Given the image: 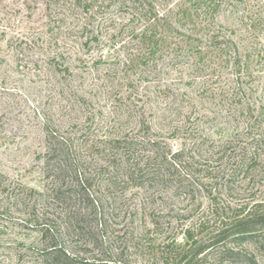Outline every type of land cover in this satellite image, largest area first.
Wrapping results in <instances>:
<instances>
[{"label":"rangeland","instance_id":"1","mask_svg":"<svg viewBox=\"0 0 264 264\" xmlns=\"http://www.w3.org/2000/svg\"><path fill=\"white\" fill-rule=\"evenodd\" d=\"M217 1L210 23L233 41L220 47L199 46L175 31L191 34L185 0H95L93 8L81 7L83 0L74 7L72 0H0V264H39L48 246L23 224H33L34 216L20 200L28 188H45L46 126L74 133L86 125L103 139L146 135L165 149H188L195 162L193 193L164 186L156 205L188 217L183 223L207 211V191L219 205L264 197V150L248 170L235 168L231 159L242 147L250 155V138L264 132V0ZM162 14L165 21L158 20ZM152 26L156 36L166 29V42L142 46L130 38ZM199 180H207L206 191L195 190ZM125 196L139 200L142 189L127 187ZM147 220L129 224L113 216L104 243L116 249L130 234L155 244L164 237L182 243L172 218H163L159 229ZM133 226L144 230L131 231ZM248 227L260 243L226 247L264 264V216ZM61 235L67 250L86 248V237Z\"/></svg>","mask_w":264,"mask_h":264},{"label":"trees","instance_id":"2","mask_svg":"<svg viewBox=\"0 0 264 264\" xmlns=\"http://www.w3.org/2000/svg\"><path fill=\"white\" fill-rule=\"evenodd\" d=\"M72 1L73 7L75 1L80 3V0ZM94 1L83 0V5L80 4L81 7L93 8ZM185 1L192 9L188 13L190 19H187L191 34L186 35L178 29L176 32L192 38L199 46L220 47L233 43L210 23V15L219 4L217 0ZM185 13L186 9L182 14ZM160 19L166 20L163 14ZM158 20L155 26H160ZM173 21H169V29H172ZM161 27L165 28L163 22ZM155 29L152 26L132 32L130 38L142 46L166 42L169 37L166 29L158 36ZM93 37L97 39L96 35ZM232 67L239 76L241 67L235 64ZM45 136L42 160L45 188L41 191L28 188L29 192H22L20 197L34 216L33 224L30 221H23V224L34 228L48 240V246L40 252L39 264H222L225 261L255 264L253 257L226 245L261 242L254 233L256 229L248 226L264 216V197L234 206L219 205L211 191H207V211L197 213L194 221L188 219L184 223L181 218L188 217H173L172 208L164 207L163 211L156 207L163 199L164 188H173L186 193V196L193 193V188L190 189L194 186L193 179L189 178L192 174L190 168L195 162L188 149H165L146 135L123 134L103 139L91 135L86 125L74 133L46 126ZM249 145L253 149L250 155H246V147H242L241 153L235 159L231 158L235 168L248 170L251 167L257 157L256 152L264 150V132L253 135ZM206 182L199 180L195 183V190L206 191ZM127 187L142 189L141 198L135 201L125 196ZM37 205H40V210ZM113 216H121L129 224L137 218H146L156 229L161 227L163 218H172L178 233H183L182 243H177L174 237H164L163 241L155 244L153 238L149 237L147 241L144 234H130L126 244L110 249L103 236L107 232V221ZM92 218L94 225L90 223ZM130 230L140 233L144 229L133 226ZM61 233L86 237L83 241L86 248L78 252L67 250ZM202 233L207 234L206 238L198 237ZM261 245L264 248V242Z\"/></svg>","mask_w":264,"mask_h":264}]
</instances>
